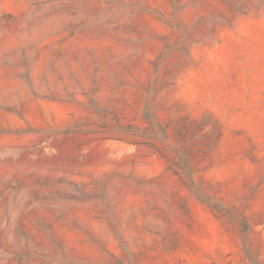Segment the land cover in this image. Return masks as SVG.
Here are the masks:
<instances>
[{"label": "rangeland", "instance_id": "obj_1", "mask_svg": "<svg viewBox=\"0 0 264 264\" xmlns=\"http://www.w3.org/2000/svg\"><path fill=\"white\" fill-rule=\"evenodd\" d=\"M0 264H264V0H0Z\"/></svg>", "mask_w": 264, "mask_h": 264}, {"label": "bare ground", "instance_id": "obj_2", "mask_svg": "<svg viewBox=\"0 0 264 264\" xmlns=\"http://www.w3.org/2000/svg\"><path fill=\"white\" fill-rule=\"evenodd\" d=\"M55 111H56V112H58V111H59V109H58V108H55Z\"/></svg>", "mask_w": 264, "mask_h": 264}]
</instances>
